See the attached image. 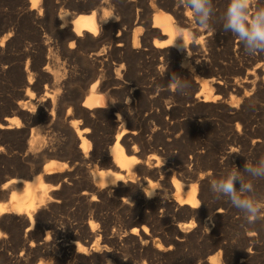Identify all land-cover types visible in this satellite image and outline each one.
Returning <instances> with one entry per match:
<instances>
[{
    "label": "bare ground",
    "instance_id": "obj_1",
    "mask_svg": "<svg viewBox=\"0 0 264 264\" xmlns=\"http://www.w3.org/2000/svg\"><path fill=\"white\" fill-rule=\"evenodd\" d=\"M28 1L37 37L21 52L19 99L0 133L19 141L30 169L0 183V256L12 229L18 264H124L108 247L125 249L102 200L131 215L124 235L144 245L153 236L147 222L160 226L170 212L179 241L202 220L209 232L229 206L220 199L213 210L210 180L224 164L243 170L246 158L264 157V56L245 54L219 24L200 30L177 0ZM227 4L213 0L217 16ZM9 27L0 29L3 50H11ZM181 28L186 49L176 41ZM175 75L188 83L183 94L170 87ZM223 115L234 124L224 126ZM255 187L264 194V181ZM75 202L87 204L77 221L46 220L50 208ZM256 222L250 227L264 226ZM154 247L163 254L172 245ZM188 261L182 254L180 264Z\"/></svg>",
    "mask_w": 264,
    "mask_h": 264
},
{
    "label": "rangeland",
    "instance_id": "obj_2",
    "mask_svg": "<svg viewBox=\"0 0 264 264\" xmlns=\"http://www.w3.org/2000/svg\"><path fill=\"white\" fill-rule=\"evenodd\" d=\"M28 12V0H0V29L3 26H6L7 28L10 26L9 28L13 29L11 35V40L13 41L11 50H3L0 46V121L2 120L1 117L11 115L9 112L5 111V109L13 106L15 104L14 101L19 99L17 92L21 90V83L19 82L21 79L20 70H23L26 67L25 60L27 59L22 53L26 46L31 42H34V39L37 37V32L34 28L36 24L31 17L28 16ZM3 33L4 32H0V37ZM226 117L227 116L225 115L219 117L220 121L222 118L225 119H222V124L224 126L233 125V121H231L229 117ZM221 138L217 135H214L213 137V142L216 143L214 145L217 146V153H220L218 155H221L222 152L221 143L223 140ZM18 143V140L4 137L0 133V183L15 175L29 177L25 174L30 169V162L22 159L23 152L20 150V144ZM219 145H221V147ZM242 151L244 152V147ZM57 158L62 160L67 159L63 156H58ZM235 163L236 162H231V165L233 166ZM223 166L228 168L227 164H224ZM222 167L219 169L220 172L225 169ZM98 168L107 170L108 167L98 166ZM214 199L216 202L213 205V210L221 205L220 199ZM100 205L102 206V209H104L102 212L106 213L111 219H113V222H109L108 224L109 232H111L110 235H116V233L117 235L121 234L120 236L123 235L122 242L125 249L116 248V251L111 244H109L108 247L118 254L117 256H119L124 264H132L135 261L141 260V258H146L149 264H180L182 254L189 257V261L187 262L189 264H264V226L260 225L255 228L250 227L249 222L246 221L242 214L236 208L232 207L229 202L227 210L218 217L213 218V224L211 225L209 232H205V223L204 220H202L194 230L186 232L188 236L182 241L176 239V233L171 229V227H173L171 225L172 215H170L172 212H170L168 216V218L170 217L168 221L162 223L160 226H156L157 228L154 227L153 224L151 225L147 222L153 236L152 240L145 245L141 243L140 239H138V241L131 240L124 235L126 233L125 231H129L133 225L126 223V219L128 220L131 218V215L123 213L124 210L121 205L114 203L112 200H102ZM65 206L66 207L58 210L50 208L51 213L46 220L55 221L57 223L59 221V224L65 223L67 225L69 222L77 221L82 217L83 210L86 209L87 204L83 202H75L68 203ZM158 213L160 212L158 211ZM263 221L264 218L259 219L257 222L261 224ZM101 225L102 223L98 224V226ZM24 229L25 227L22 230V234L25 232ZM252 229H254L256 234L250 238L248 232L253 231ZM9 232V245L5 250L6 254L0 256V264L19 263L16 261V256L19 255L21 250V246L18 242L21 238H17L16 233L13 235L12 229L9 230ZM137 238L139 237L137 236ZM157 244L166 245L167 247L172 245V248L168 249L167 252H164L163 254H155V251L152 249H154V246ZM252 244L256 247L253 256L247 260H241ZM209 248L211 249V252L209 251ZM58 253L59 251L56 250L55 254L58 255ZM97 259L98 260L94 259V264H108L106 259ZM64 260L65 263L63 264H66L69 259L66 258ZM114 261L115 259L112 261V264H117Z\"/></svg>",
    "mask_w": 264,
    "mask_h": 264
},
{
    "label": "clouds",
    "instance_id": "obj_3",
    "mask_svg": "<svg viewBox=\"0 0 264 264\" xmlns=\"http://www.w3.org/2000/svg\"><path fill=\"white\" fill-rule=\"evenodd\" d=\"M177 3L188 10L193 24L200 30H211L219 24L224 33L230 34L243 46L245 54L251 57L264 56L262 0H228L225 10L219 16L213 0H177ZM183 32L181 28L176 41L179 39L185 48ZM170 87L183 94L188 83L175 75L170 79ZM257 181H264V157L255 161L246 158L243 170L236 166L225 168L219 178L210 180V189L217 200H226L246 221L252 223L264 218V194L257 193Z\"/></svg>",
    "mask_w": 264,
    "mask_h": 264
}]
</instances>
